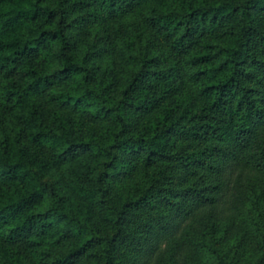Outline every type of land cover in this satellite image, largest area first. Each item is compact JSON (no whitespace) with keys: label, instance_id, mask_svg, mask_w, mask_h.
Returning <instances> with one entry per match:
<instances>
[{"label":"trees","instance_id":"obj_1","mask_svg":"<svg viewBox=\"0 0 264 264\" xmlns=\"http://www.w3.org/2000/svg\"><path fill=\"white\" fill-rule=\"evenodd\" d=\"M0 264H264V0H0Z\"/></svg>","mask_w":264,"mask_h":264}]
</instances>
